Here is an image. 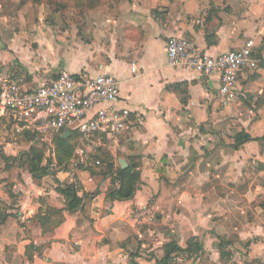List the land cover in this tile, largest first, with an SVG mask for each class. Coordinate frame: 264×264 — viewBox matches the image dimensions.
<instances>
[{"label": "crops", "instance_id": "obj_1", "mask_svg": "<svg viewBox=\"0 0 264 264\" xmlns=\"http://www.w3.org/2000/svg\"><path fill=\"white\" fill-rule=\"evenodd\" d=\"M110 12L108 21H100L98 12L87 17L72 41L56 40L52 29L14 30L8 37L0 32V76L30 91L50 84L60 71L115 76L120 97L110 106L130 110L131 125L102 147L120 154V165L138 166L137 193L108 201L118 186L108 170L40 180L28 169L10 180L0 174V213L9 216L0 226V264H157L166 244L187 248L193 238L204 253H179L173 264H264V142L234 149L240 132L264 136V0H147ZM144 21L150 28L145 41L120 44L126 25ZM108 36L113 56L106 61L96 57L102 50H95L93 39ZM171 37L213 57L254 41L259 65L240 75L241 100L221 98L217 76L171 68ZM246 102L253 109H245ZM6 122L15 125L8 129ZM5 132L14 144L16 133H34L0 117V163L9 167L21 155L2 141ZM71 184L80 197L89 195L83 210L69 212L57 191ZM50 208L61 215H48Z\"/></svg>", "mask_w": 264, "mask_h": 264}, {"label": "built area", "instance_id": "obj_2", "mask_svg": "<svg viewBox=\"0 0 264 264\" xmlns=\"http://www.w3.org/2000/svg\"><path fill=\"white\" fill-rule=\"evenodd\" d=\"M254 48L255 42L249 41L237 51L213 57L189 40L171 37L166 54L171 68L184 67L204 77L217 76L219 95L233 102L242 96L240 75L258 68ZM133 72H136L135 67ZM119 97V82L110 74L91 77L62 71L50 84L31 91L7 75L0 76V117H10L17 126L36 134L41 142H51L63 131H77L82 142L94 144L88 153L101 147L104 140L111 141L124 133L131 125L130 110L110 106ZM77 154L81 159L73 164L78 169L86 164L88 156L83 149ZM74 174L73 168L64 173L67 178Z\"/></svg>", "mask_w": 264, "mask_h": 264}, {"label": "rangeland", "instance_id": "obj_3", "mask_svg": "<svg viewBox=\"0 0 264 264\" xmlns=\"http://www.w3.org/2000/svg\"><path fill=\"white\" fill-rule=\"evenodd\" d=\"M141 1L145 4L147 0H0V32H3L4 36L8 37L10 32L14 30L21 34L23 32L40 33L44 29H52L56 40L60 41L63 37L69 36L72 41L79 37L77 36L78 33H76L77 28H79L82 25V22L91 14L98 12L100 21H108L111 15H113L111 14L110 9L114 10L116 5L120 7V5L122 6L128 2L133 4L134 2L141 3ZM153 15L156 14L151 12V17H153ZM146 25L147 24L144 21L141 26L126 25L125 28L123 27L124 32L121 31L122 39L119 41L120 44H123L126 41H134L135 43L140 44L142 41H145L146 32L147 30L149 32L150 29L147 28L148 25ZM93 40H96V44L98 45L95 50L97 52L100 48L102 50V54H99L98 52L96 57L109 61V58L113 56L111 55L112 52L110 45L113 43L114 39H111L108 36ZM30 42H32L31 39ZM153 54L158 56L159 52L154 49ZM61 72L62 71L58 74ZM242 98L244 99V102L248 101L244 96ZM243 107L245 109H247V107L248 109H253L252 104L250 103L244 104ZM217 124H219V122ZM14 125L13 122H6L5 127L11 129ZM10 135L11 133L7 134L5 132L2 141L9 143L10 148L18 147L19 151H16L15 153L17 155L29 152L31 147L43 151V164L49 167V175L55 179L58 176H63V173L72 168L73 172L76 171V173L77 171L89 170L90 168L98 172L99 170L107 171L108 162L111 161H114L116 167L120 165L117 160L120 154L115 157L110 151L109 145L107 147H97L95 150L93 149L91 153H88L91 148L94 147V144L80 141L73 156L67 162L61 164L58 160L55 140H52L51 142H41L37 139L38 137L35 134L31 137L27 133L24 134L18 132L16 133L17 142L15 141L18 144H14V137H11L12 135ZM229 136L232 137L231 132ZM106 144L109 143L106 142ZM79 149L85 150L88 157L86 158V164L77 169L75 168L73 161L77 162L81 159L77 154ZM97 162H100V165H97ZM4 169L9 173L4 174ZM26 169L27 165L25 157L21 159V161H16L14 165L10 164L9 167L4 163H0V174L1 176H7L8 180H10L11 177L16 178L18 175L20 177L23 176V174L26 173ZM76 173L72 178L75 177ZM182 257L184 256H181V258Z\"/></svg>", "mask_w": 264, "mask_h": 264}, {"label": "trees", "instance_id": "obj_4", "mask_svg": "<svg viewBox=\"0 0 264 264\" xmlns=\"http://www.w3.org/2000/svg\"><path fill=\"white\" fill-rule=\"evenodd\" d=\"M65 132L66 131H63L57 134L55 137L58 160L61 164L67 162L73 156L79 142L81 141V137L77 131L69 130L70 135L66 139H64L63 135L65 134ZM251 141L264 142V136L261 138H252L246 132H240L235 136L234 149L238 150L245 143ZM106 142L109 143L110 141L105 140V143ZM23 156L26 158L27 169L35 179L40 180L49 175V167L43 164V151L35 147H31L29 152L21 155L20 158L23 159ZM107 170V175H113L118 182V186L112 188L108 192L107 200L110 202H115L133 199L137 193L138 186L141 181V173L138 170V166L135 164H130L126 169H123L121 165H118L116 167L114 161H111L108 162ZM88 171H90L92 175L96 174V172L92 168H90ZM57 191L63 197H65L67 210L69 212H75L79 209L83 210L85 199L89 196L84 195L83 197H80L74 184L64 186L60 185ZM47 214L58 216L61 215V212L50 208L47 210ZM8 217L9 216L5 215V213H0V226L6 222ZM163 250L164 257L160 261H157V264H173L177 259L179 253L187 256L188 258L193 257L194 254H203L204 246L199 239L193 238L188 242L187 248H182L175 242H169L164 246Z\"/></svg>", "mask_w": 264, "mask_h": 264}, {"label": "water", "instance_id": "obj_5", "mask_svg": "<svg viewBox=\"0 0 264 264\" xmlns=\"http://www.w3.org/2000/svg\"><path fill=\"white\" fill-rule=\"evenodd\" d=\"M0 73H1V69H0ZM69 135H70V132L66 131L65 134L63 135V138L66 139ZM121 165H122L123 169L127 168V164H126V162L124 160L121 161Z\"/></svg>", "mask_w": 264, "mask_h": 264}]
</instances>
